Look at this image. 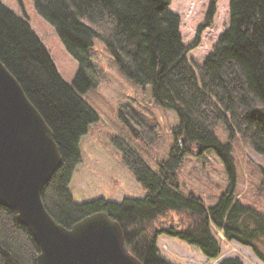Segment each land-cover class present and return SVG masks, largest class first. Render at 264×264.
Wrapping results in <instances>:
<instances>
[{
	"label": "trees",
	"instance_id": "16d2710c",
	"mask_svg": "<svg viewBox=\"0 0 264 264\" xmlns=\"http://www.w3.org/2000/svg\"><path fill=\"white\" fill-rule=\"evenodd\" d=\"M217 1L211 0L208 21ZM172 2L34 0L36 10L55 26L78 61L79 70L70 83L28 19L0 0V59L51 127L62 155L61 166L43 188V202L67 228L88 215L107 213L120 224L127 253L142 264H172L161 254V234L198 246L208 259L218 258L223 248L212 226L221 229L226 240L251 247L264 262V214L237 198L233 147L215 131L223 122L230 137H239L252 153L264 156V0H230V25L202 65H192L188 59L194 45L183 42L181 18L171 9ZM95 38L106 45L130 79L152 86L155 105L173 109L179 117L170 153L155 160L156 168L124 138L111 137L146 191L144 198L127 197L118 203L99 197L77 203L70 190L74 170L82 161L81 137L99 119L84 98L98 84L89 55ZM118 115L140 150L158 142L155 120L137 125L124 107ZM182 136L187 139L184 149L179 146ZM196 148L201 149L199 154L214 149L229 172V188L214 206L180 190L185 155L197 154ZM259 167L264 189V165ZM40 252L18 212L0 204V264H38ZM218 264L244 262L226 257Z\"/></svg>",
	"mask_w": 264,
	"mask_h": 264
},
{
	"label": "rangeland",
	"instance_id": "374dc122",
	"mask_svg": "<svg viewBox=\"0 0 264 264\" xmlns=\"http://www.w3.org/2000/svg\"><path fill=\"white\" fill-rule=\"evenodd\" d=\"M2 1L29 20L62 76L73 83L79 70L78 61L68 51L55 26L36 10L34 0ZM210 5L211 0H173L171 5V9L181 18L183 42L187 46L194 45L188 52L192 65L203 64L230 25V0H218L215 12L208 21ZM89 55L91 71L98 84L90 88L84 98L98 112L99 119L91 123L89 132L81 137L82 161L76 166L70 183L72 196L77 203L99 197L118 203L127 197L144 198L146 191L124 164L111 137L117 135L124 138L150 166L156 168L155 160L164 159L170 153L174 143L173 128L179 124V117L175 110L155 105L152 86H142L130 79L99 38L94 39ZM123 107L133 115L137 125L156 121L159 139L147 151L139 149L130 128L118 115ZM224 127L225 124L220 122L215 131L221 141L233 147L237 198L264 214V189L261 188L259 167L264 165V156L252 153L239 137H230ZM179 182L184 194L202 197L208 207L218 202L231 183L224 160L214 149L202 150L199 155L187 153ZM212 233L223 248L216 259H208L198 246L167 234H161L158 239L161 254L172 264H218L226 257H239L244 264H264L251 247L235 240H226L221 229L212 226Z\"/></svg>",
	"mask_w": 264,
	"mask_h": 264
},
{
	"label": "water",
	"instance_id": "95a60500",
	"mask_svg": "<svg viewBox=\"0 0 264 264\" xmlns=\"http://www.w3.org/2000/svg\"><path fill=\"white\" fill-rule=\"evenodd\" d=\"M184 136L180 140L183 148ZM190 149V147H188ZM62 164L54 133L0 59V204L18 212L41 252L38 264H142L127 253L120 224L105 212L61 225L42 191Z\"/></svg>",
	"mask_w": 264,
	"mask_h": 264
}]
</instances>
